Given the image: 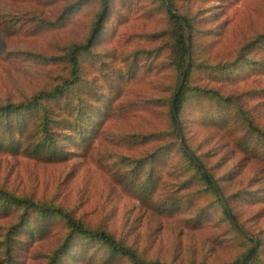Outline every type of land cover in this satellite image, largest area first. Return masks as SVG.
<instances>
[{"label":"rangeland","instance_id":"1","mask_svg":"<svg viewBox=\"0 0 264 264\" xmlns=\"http://www.w3.org/2000/svg\"><path fill=\"white\" fill-rule=\"evenodd\" d=\"M80 1L0 0V104L27 100L66 74L67 49L86 40L98 13L96 0L64 12ZM173 4L189 19L195 35L192 84L223 96L239 95L244 109L264 129V74L257 70L247 76L243 71L237 74L234 65L224 66L264 32V0H173ZM171 33L158 0H112L105 28L83 66L86 81L100 89L96 106L106 115L92 148L58 165L0 155V187L68 207L83 222L105 229L148 260L235 264L248 254L252 240L260 243L264 261V164L239 153L227 131L212 130L201 121L214 106L209 100L213 96H191L182 124L189 145L206 154L240 233L168 135V103L179 77L172 66ZM252 51L246 58L253 57ZM149 134L161 135L162 144L172 141L170 158L156 181L158 199L174 196L179 202L173 214L138 202L111 178L117 169L130 171L129 161H138L158 145L138 144L132 138ZM239 192L245 194L239 197ZM11 220L0 212V244ZM63 236L60 228L38 243L30 258L21 256L22 261L43 263Z\"/></svg>","mask_w":264,"mask_h":264},{"label":"trees","instance_id":"2","mask_svg":"<svg viewBox=\"0 0 264 264\" xmlns=\"http://www.w3.org/2000/svg\"><path fill=\"white\" fill-rule=\"evenodd\" d=\"M88 1L75 3L64 12L72 13ZM96 1L99 5L98 13L89 36L83 42L71 45L65 53L66 74L56 84L40 90L27 100L0 104V155L23 157L44 165H58L67 163L75 155H86L92 148L93 139L100 134L106 115L96 106L101 99L100 89L96 90L86 81L83 66L85 58L93 55L97 37L105 28L112 0ZM158 5L165 9L172 27V66L179 76L168 103L171 123L168 135L175 139L176 147L203 185L216 194L233 230L240 233L235 213L207 165L206 154H198L187 142L182 115L191 96H213L209 100L214 106L211 111L204 113L201 121L212 130L227 131L239 153L250 162L262 164L264 129L244 109L246 105L239 95L223 96L192 84V71L197 65L193 59L196 40L189 19L178 13L173 0H158ZM252 49L253 57L249 58L248 55L247 60L246 52ZM238 55L236 61L224 66L234 65L237 74L243 71L250 76V73L257 70L264 74V32L244 44ZM132 138L138 144L157 142L158 145L138 161H129L127 164L132 166L130 171H111L113 182L138 202L150 205L162 213L173 214L179 208V202L174 196L158 199L156 181L157 173L170 158L168 152L172 141L159 143L162 137L155 134L133 135ZM242 194L245 192H239V197ZM0 212L4 217L12 218L0 244V264H25L21 256L30 258L35 246L52 238L60 228L64 232L61 242L39 264H108L119 260L128 264H163L139 256L132 248L116 240L110 232L88 225L68 207L51 200H36L32 196L19 195L0 187ZM247 239L251 240L249 237ZM250 242L248 254L243 261L235 264H264L259 256L260 243ZM92 248L96 252H91ZM100 250L105 253L98 254Z\"/></svg>","mask_w":264,"mask_h":264}]
</instances>
